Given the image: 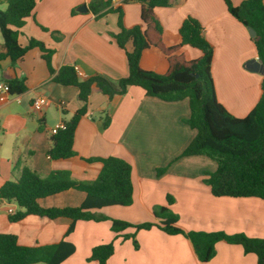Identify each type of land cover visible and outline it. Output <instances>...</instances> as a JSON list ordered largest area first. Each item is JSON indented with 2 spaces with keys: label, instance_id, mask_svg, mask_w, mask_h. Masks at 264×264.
I'll return each mask as SVG.
<instances>
[{
  "label": "crops",
  "instance_id": "0c3cea01",
  "mask_svg": "<svg viewBox=\"0 0 264 264\" xmlns=\"http://www.w3.org/2000/svg\"><path fill=\"white\" fill-rule=\"evenodd\" d=\"M36 1L32 16L20 29L22 46L34 38L54 50L51 62L56 72L70 65L82 78L100 74L113 82L128 75L125 50L113 37L119 31L117 13L98 17L89 7L93 0ZM243 1L231 0L235 6ZM83 4L88 12L78 11ZM5 8V0H0V9ZM155 13L163 25L166 46L179 44V28L185 18L199 20L215 49L211 72L217 99L234 116L246 117L259 100L262 73L248 69V62L258 58L249 30L229 13L225 1L171 0L169 6L157 7ZM124 21L128 27L141 23L139 2L124 6ZM52 32H57L58 40ZM127 50H132V43L127 44ZM180 52L188 60L201 56L200 50L188 45ZM141 65L157 73L168 69L165 55L155 47L143 52ZM13 78L25 79L28 89L17 95L18 99L0 103V188L19 175V170H14L17 162L42 176L54 170H70L78 181H93L102 164L88 160L115 156L132 165L133 203L93 212L133 224L146 220L158 222L153 215L154 207L167 205V196L172 195L174 203L170 209L179 215L178 226L185 231H222L264 238V200L213 196L204 179L207 173L216 170V162L201 155L180 157L196 135V130L184 122L190 116L188 99L166 102L147 96L136 86L130 87L125 95L109 99L94 89L87 113L75 132L76 155L54 160L48 154L52 130L83 106L78 89L53 81L43 52L37 47L15 65L9 59L0 62V82ZM38 96L46 97L48 102L41 113L32 107ZM106 113L111 117L107 128L104 127ZM165 167L168 169L158 175V169ZM86 196L71 189L43 198L39 203L45 208L77 207ZM17 209L15 203L0 202V233L15 235L23 246L51 245L62 240L73 243L75 253L62 264H98L88 261L92 249L110 242L115 243V253L107 264H257V256L246 254L241 245L219 242L215 257L203 263L189 239L169 235L156 227L137 232L139 248L136 249L131 239L121 237L134 233L133 228L117 234L108 221L80 220L75 223L74 231L66 235L72 220L29 215L12 223L8 216ZM80 252L83 258H78Z\"/></svg>",
  "mask_w": 264,
  "mask_h": 264
},
{
  "label": "trees",
  "instance_id": "16d2710c",
  "mask_svg": "<svg viewBox=\"0 0 264 264\" xmlns=\"http://www.w3.org/2000/svg\"><path fill=\"white\" fill-rule=\"evenodd\" d=\"M224 1L233 17L255 31L251 41L264 66V0H244L238 6L231 0ZM130 2L141 4V23L128 27L124 21V6ZM5 3L6 8L0 9V33L3 37L0 62L9 59L15 65L30 49L37 47L43 52L53 81L77 88L78 98L83 102V106L63 122L65 128L52 134L48 151L52 159H67L76 155L75 132L81 118L87 113L89 97L94 89L112 99L125 95L130 87L136 86L143 89L147 96L166 102L188 99L190 116L184 122L196 130V135L180 157L201 155L216 162V170L207 173L204 179L213 196L256 197L264 200V72L260 82V97L253 110L244 118L231 114L217 99L211 72L215 49L206 38L199 20L191 16L185 18L179 28V44L166 46L163 41V25L155 9L169 6L171 0H93L89 7L98 17L107 13L118 14L119 31L113 37L118 46L125 50L128 75L113 82L100 74L82 78L76 68L70 65H64L56 72L51 62L54 50L34 38L29 39L27 46L19 42L20 29L26 24V19L32 16L37 1L5 0ZM41 28L48 31L45 27ZM56 33L52 32V36L58 40ZM128 43H132L130 51L127 50ZM186 45L200 50L201 56L195 60L186 59L180 52ZM152 47L165 55L168 61L165 73L142 67V54ZM6 83L12 95H21L28 89L25 79H8ZM63 113L66 114V110ZM110 123L111 117L106 113L104 127H109ZM39 129L42 130V126ZM88 161L102 164L99 175L93 181H78L73 178L70 170H54L42 176L17 162L14 170H19V175L0 188V202H12L18 207L15 213L9 214V221L19 222L29 215L49 219L68 218L72 224L66 235L74 231L75 223L80 220H108L111 222V230L117 234L128 228H133L136 233L156 227L169 235H183L189 239L198 259L203 263L215 257L217 243L225 242L241 245L246 254L257 256V264H264V238H252L243 233L185 231L180 228L179 215L170 209L174 203L172 195L167 196V205L154 207L153 215L158 222L133 224L93 212L107 206H130L133 203L132 165L115 156ZM167 169H158V175ZM71 189L86 193V199L80 206L45 208L39 203L43 198ZM135 233L121 237L132 239L138 249ZM75 251V245L66 240L51 245L23 246L15 235L0 233V264H62ZM114 253V242L97 245L92 249L88 261L107 264Z\"/></svg>",
  "mask_w": 264,
  "mask_h": 264
},
{
  "label": "built area",
  "instance_id": "2783aa9c",
  "mask_svg": "<svg viewBox=\"0 0 264 264\" xmlns=\"http://www.w3.org/2000/svg\"><path fill=\"white\" fill-rule=\"evenodd\" d=\"M12 98L18 99L17 95H12L10 93V86L8 83L0 82V103H6ZM47 98L44 96H38L32 102V107L35 112L41 113L43 109L47 106ZM65 124L61 123L58 127L52 130L53 134H56L60 129H64Z\"/></svg>",
  "mask_w": 264,
  "mask_h": 264
},
{
  "label": "water",
  "instance_id": "95a60500",
  "mask_svg": "<svg viewBox=\"0 0 264 264\" xmlns=\"http://www.w3.org/2000/svg\"><path fill=\"white\" fill-rule=\"evenodd\" d=\"M78 11L80 12H88V8L85 4L81 5L78 7ZM249 30V34L251 37L255 36V31L251 28L248 29ZM248 69L254 72H260L263 73L264 72V66L262 61L257 58V59H253L251 61L248 62Z\"/></svg>",
  "mask_w": 264,
  "mask_h": 264
},
{
  "label": "rangeland",
  "instance_id": "374dc122",
  "mask_svg": "<svg viewBox=\"0 0 264 264\" xmlns=\"http://www.w3.org/2000/svg\"><path fill=\"white\" fill-rule=\"evenodd\" d=\"M0 134H2V132H1V129H0ZM107 216V215H106ZM155 218V217H154ZM156 219V218H155ZM108 221V220H107ZM125 221H127V220H125ZM109 222V224H110V228H111V222L110 221H108ZM129 222V221H128ZM145 222H152V221H150V220H146ZM155 222V221H154ZM138 232V231H137ZM137 232L135 233V231H134V233H135V235L137 234ZM135 238H136V236H135ZM132 240V239H131ZM137 240V239H136ZM132 242H133V240H132ZM138 242V241H137ZM81 243V245L83 244V242H80ZM134 244V243H133ZM83 253L82 252H80V255H79V257L78 258H83V255H82ZM37 264H44V263H37Z\"/></svg>",
  "mask_w": 264,
  "mask_h": 264
}]
</instances>
